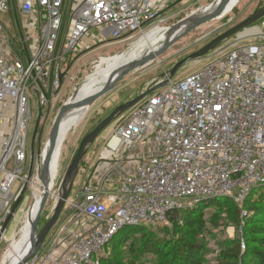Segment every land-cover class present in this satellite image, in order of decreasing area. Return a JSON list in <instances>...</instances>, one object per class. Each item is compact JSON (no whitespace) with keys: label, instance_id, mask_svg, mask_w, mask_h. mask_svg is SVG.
I'll use <instances>...</instances> for the list:
<instances>
[{"label":"built area","instance_id":"obj_1","mask_svg":"<svg viewBox=\"0 0 264 264\" xmlns=\"http://www.w3.org/2000/svg\"><path fill=\"white\" fill-rule=\"evenodd\" d=\"M73 2L68 11L66 0H0V16L9 22L6 28L0 21V229L26 188L39 182L44 147L31 148L23 172L30 97L38 103L37 119L53 108L73 53L94 31L92 39L105 43L137 41L152 30L166 34L172 27L166 21L177 14L171 10L198 0ZM243 36L264 40V18ZM115 121L99 156H84L76 191L65 202L63 211H76L84 222L69 216L51 247L27 264H95L125 227L169 226L174 211L208 199L241 203L264 189V43L223 51ZM240 247L243 252L242 239Z\"/></svg>","mask_w":264,"mask_h":264},{"label":"rangeland","instance_id":"obj_2","mask_svg":"<svg viewBox=\"0 0 264 264\" xmlns=\"http://www.w3.org/2000/svg\"><path fill=\"white\" fill-rule=\"evenodd\" d=\"M73 1L74 0H66L65 7L69 8L68 11L71 9L74 3ZM212 2L213 0H198L195 5L188 7L186 10L172 9L171 12L177 14L171 16L166 21L165 26L171 27L175 25L179 21L188 18L190 15L192 16ZM262 7H264V0H240L231 11L222 15L219 19L209 21L193 29L172 45L154 62L129 73L117 83L113 91L95 101L88 108L84 119H82L78 125L73 127L61 148V162L56 185L54 186V193L58 192L64 171L74 156L82 138L96 127L100 121L105 119L117 106L124 104L139 95L151 80L162 75L165 71H168L176 62L199 50L213 38L240 23ZM0 21H2L6 28L9 27L7 15L0 16ZM150 34L151 32H148L137 41L136 38L133 37L119 43H105L91 38L93 35H98V31H94L93 34L90 35L91 39H83V42L73 53V62L70 66L67 65L69 66L68 77L62 82L61 90L58 94L57 100L53 104V108L45 111L38 120L37 114L39 112V107L37 100L30 97V107L33 120L27 137L26 163L23 167L24 174L28 172L29 168L31 139L36 122L38 121V128L32 146L33 153L38 152L40 148L42 149L44 147L59 108L71 96H73L82 82L90 74L102 69L107 64L131 55L134 50L143 53L148 48V45L153 42L148 41ZM235 39L236 37L234 36L221 43L218 49L210 54L209 58L200 60L199 62H193L183 67L176 73L172 80L174 82L178 81L189 73L203 67L211 58H215L222 53H216L219 49L225 51L227 48H235L249 42L264 43V40L250 38L234 44ZM158 62L162 63L158 64ZM115 125L116 121L112 122L103 130L90 146L85 155V159H88L92 153H95L96 155L94 156V159L99 156L103 151L107 134ZM82 164L84 165V163ZM38 184L39 182L35 184L34 188L30 185L26 188V191L21 197V201L7 226L0 241V264H7L11 252L10 247L18 242L21 237L22 231L20 230H22L26 223L29 208L34 201ZM75 191L76 186L74 185L72 193ZM262 191L264 190L258 189L256 193ZM219 200H223L219 205L202 206L200 208V214H197L196 218H201L203 222L204 226L201 230H192L184 226L181 228L182 230L179 231L176 228L165 225L148 227L142 231H134L131 229L128 234L122 235L121 239L120 237H117L114 241V245L110 243L105 251L98 256L95 264H159L164 260V256H167L169 259L173 258L175 255L173 244L176 241L183 240H187L189 243H197L204 248L206 253L204 264H216V259L222 255L223 250L229 241L240 242V240L243 239L246 248L260 249V247L257 246L256 241L253 239L264 240V230H259L264 229V195L262 194V196L254 201L246 196L241 203L234 202L227 198H220ZM55 205L56 197H49L40 216L38 225L39 229L51 217ZM243 212L246 213L245 216L243 215ZM69 216H72V219H75V222H84V220L78 218V213L76 211H73L70 208L65 212L63 211L57 224L46 237L45 242L36 257L42 256V254L51 247L55 240V237L52 238L53 234L66 224ZM234 218L238 219V222H235ZM75 227L76 223L73 224L72 228L74 229ZM255 231H257V234H255ZM126 236L129 237L127 238ZM122 239H126L127 242L122 243L119 241ZM121 245L123 248L132 246L133 250L127 251L120 256L118 254V249ZM151 249L154 250V252H151Z\"/></svg>","mask_w":264,"mask_h":264},{"label":"water","instance_id":"obj_3","mask_svg":"<svg viewBox=\"0 0 264 264\" xmlns=\"http://www.w3.org/2000/svg\"><path fill=\"white\" fill-rule=\"evenodd\" d=\"M217 1V2H216ZM224 0H214L208 7L202 9L199 12H196L192 16L190 15L188 18L180 21L176 25H173L166 33L163 42L160 46L151 53H146L145 55L140 56L135 61H131L118 69H116L102 86V88L92 95L90 98H87L81 103H71L70 100L73 98L71 96L58 110L56 117L53 121L51 129L49 131L46 143L44 145V150L42 154V162H41V170L39 176V186L41 189L40 195V202L38 206V210L34 219V222L31 226V246L30 249L26 252L24 257L16 264H27L31 260L35 258L37 253L40 251L42 245L45 242L46 237L49 235L51 230L57 224L60 215L62 214L65 208V202L71 195L74 180L78 173V169L80 167L81 162L88 150V148L93 144V142L97 139V137L103 132L107 126H109L116 118L123 115L133 107H135L139 102L144 100L147 96L152 94L157 89L164 87L169 80H172L176 73L182 69L183 67L193 63L199 62L200 60L209 58L210 54L217 50L219 45L224 41L229 40L232 37H236L234 44L239 41H244L247 39L252 38V36H243V33L253 26L255 23L259 22L264 18V7L255 11L252 15L241 21L240 23L234 25L227 31L223 32L222 34L218 35L217 37L213 38L209 43L201 47L199 50L191 53L190 55L184 57L183 59L176 62L167 72L168 75L167 79H162L163 75L158 76L156 79L162 81L158 85H150L148 86L143 92L139 95L131 99L130 101L117 106L105 119L100 121L96 127H94L88 134H86L74 156L72 157L71 161L67 165L63 177L60 181L58 192L53 193L50 189V163L51 158L54 153L56 147V141L59 134V129L62 121L66 116L71 114L73 111L77 109H84L88 110V108L99 98L107 95L111 91L114 90L117 83L129 73L141 69L150 63L154 62L157 58H159L165 51H167L172 45L178 42L181 38H183L187 33L192 31L193 29L197 28L198 26L205 24L209 21H213L219 19L221 15L217 14V10L219 6L222 4ZM217 3L216 7L213 10L208 12V15L205 17L199 18L198 16L205 12L212 4ZM234 46V45H233ZM232 47V46H231ZM230 48V47H229ZM228 49V48H227ZM225 49V50H227ZM223 52V49H219L216 53ZM39 119V118H38ZM37 119V120H38ZM38 128V121L36 122L34 135L31 139V148L33 146V142L35 140V135ZM32 154V151H31ZM56 197V205L51 217L45 222V224L39 229V221L42 211L44 210L47 200L51 196ZM21 201V197L17 199L15 204L13 205L10 213L6 217L1 229H0V241L7 229L9 222L15 210L17 209L19 203Z\"/></svg>","mask_w":264,"mask_h":264},{"label":"bare ground","instance_id":"obj_4","mask_svg":"<svg viewBox=\"0 0 264 264\" xmlns=\"http://www.w3.org/2000/svg\"><path fill=\"white\" fill-rule=\"evenodd\" d=\"M240 0H224L222 4L219 6L217 10L218 15H224L225 13L231 11L239 2ZM217 2V1H216ZM212 4L205 12L200 14L198 17H205L208 15V12L210 10H213L217 3ZM210 5V4H209ZM207 5L206 7H208ZM204 7V8H206ZM203 8V9H204ZM151 34L148 37V41H153L151 44L148 45V48L141 53L138 50H134L131 55L127 57H123L120 59H117L106 66H104L102 69L90 74L79 86V88L76 90V92L73 94V98L70 100L71 103H81L87 98H90L92 95H94L96 92H98L102 86L105 84V82L108 80L109 76L119 67L138 59L140 56L145 55L146 53L154 52L161 44V41L164 40L165 35L161 30H152L150 31ZM88 110L84 109H77L73 111L71 114L66 116L64 120L62 121L59 129L58 138L56 141V147L54 150V153L51 158L50 163V189H51V183L54 180V178L57 175V163L60 158V152L61 148L64 145V142L66 138L68 137L69 133L75 127L78 125L82 119L86 116ZM40 195H41V189L38 184L37 186V192L34 198V201L29 208V212L27 215L26 223L23 226L21 233V237L18 242L13 244L10 247V255L7 261V264H16L18 263L26 254V252L30 249L32 238H31V226L34 222L39 202H40ZM50 196V195H49Z\"/></svg>","mask_w":264,"mask_h":264},{"label":"trees","instance_id":"obj_5","mask_svg":"<svg viewBox=\"0 0 264 264\" xmlns=\"http://www.w3.org/2000/svg\"><path fill=\"white\" fill-rule=\"evenodd\" d=\"M257 190L258 189L251 191V194L249 193L250 195H248V198L252 201L257 200L260 196H262V194L264 195V191L256 193ZM222 201L223 200L219 199H208L191 209L174 211L169 214V226L172 228H176L179 231H181V228L184 226L192 230H201L204 226L203 222L201 218H196L197 214H200V208L202 206L219 205L222 203ZM234 221L238 222V219L234 218ZM148 227L151 226L125 227L113 237L108 245L110 243L114 245V241L117 237H120L121 239L122 235L128 234L131 229H133L134 231H142L143 229ZM255 234H257V231H255ZM126 237L128 238L129 236ZM253 240L256 241V244L258 247H260V249L246 248L245 241L243 240L246 249L244 252H241L240 250L239 241H229L226 244L222 255L219 256L218 259H216V264H264V240L256 238H254ZM119 241H121L122 243L127 242L126 239H122ZM173 249L175 253L174 257L169 259L167 256H164V260H162L159 264H204L206 253L204 248L197 243H189L187 240L176 241L173 244ZM132 250V246L123 248V246L121 245L118 249V254L122 256L127 251ZM151 252H154V250L151 249Z\"/></svg>","mask_w":264,"mask_h":264},{"label":"crops","instance_id":"obj_6","mask_svg":"<svg viewBox=\"0 0 264 264\" xmlns=\"http://www.w3.org/2000/svg\"><path fill=\"white\" fill-rule=\"evenodd\" d=\"M91 35H92V34H91ZM86 38H90V36H89V37H86ZM91 38H92V37H91ZM91 38H90V39H91ZM82 42H83V41H82Z\"/></svg>","mask_w":264,"mask_h":264}]
</instances>
